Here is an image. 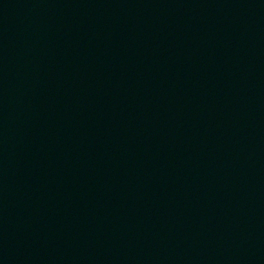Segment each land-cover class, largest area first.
Masks as SVG:
<instances>
[{
    "label": "water",
    "instance_id": "obj_1",
    "mask_svg": "<svg viewBox=\"0 0 264 264\" xmlns=\"http://www.w3.org/2000/svg\"><path fill=\"white\" fill-rule=\"evenodd\" d=\"M0 264H264V0H0Z\"/></svg>",
    "mask_w": 264,
    "mask_h": 264
}]
</instances>
